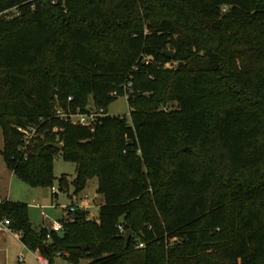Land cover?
Segmentation results:
<instances>
[{"label":"trees","instance_id":"trees-1","mask_svg":"<svg viewBox=\"0 0 264 264\" xmlns=\"http://www.w3.org/2000/svg\"><path fill=\"white\" fill-rule=\"evenodd\" d=\"M14 6L0 15V154L38 187H52L61 154L76 164V193L97 178L104 197L97 220L77 209L61 233L34 227L25 203H0L20 241L52 264L57 252L72 263L264 264V0H0V12ZM128 81L131 123L55 116L86 112L90 97L107 111ZM30 125L26 146L18 128Z\"/></svg>","mask_w":264,"mask_h":264},{"label":"rangeland","instance_id":"rangeland-1","mask_svg":"<svg viewBox=\"0 0 264 264\" xmlns=\"http://www.w3.org/2000/svg\"><path fill=\"white\" fill-rule=\"evenodd\" d=\"M221 10L224 12L225 7H222ZM155 64L160 67L162 66L163 68H174L177 65L175 62H155ZM54 91L53 96L56 95V90ZM89 101L91 108H93L94 101H92L91 97L89 98ZM205 103L208 109L212 111L221 105V102L217 98L213 100L209 99ZM159 108L163 109L165 108V105L161 104ZM107 111L113 116L123 115L128 118L131 123L129 117V104L125 96L117 97L114 102L108 106ZM3 146L4 138L2 130H0V149H2ZM52 171L56 177L52 186L60 193L58 199H55V197L52 196L51 186L38 187L28 185L14 173L10 172L6 166L3 155L0 154V196L3 198L8 196L10 200L25 203L28 207L29 220L34 227H40L43 225V222H51L52 220L61 219L64 214V205H69L73 202L70 195H78L79 200H85L89 207L88 209H85L87 211V217L89 219L97 220L99 217L100 206L103 203V196L98 193L97 178L90 179L84 189L81 190V192L76 193V188H74L73 185V181L77 175L76 164L71 161H66L61 154L55 156L53 159ZM61 178H63L64 186H61L60 184ZM33 204H38L45 208L42 210L41 208L34 207ZM42 212H44L45 216ZM126 231L127 230L124 229L122 234ZM2 234L5 233L0 232V264H40L37 259H35L33 250H29L22 242H20L14 233L6 235ZM20 254L24 255V262L18 260Z\"/></svg>","mask_w":264,"mask_h":264},{"label":"built area","instance_id":"built-area-1","mask_svg":"<svg viewBox=\"0 0 264 264\" xmlns=\"http://www.w3.org/2000/svg\"><path fill=\"white\" fill-rule=\"evenodd\" d=\"M10 12L18 14V8L16 6L14 7H9L6 10H3L0 12V15H5L10 16ZM133 85V82L128 81L127 84L125 85V91H124V96L127 98L129 92L131 91V87ZM117 95V92L115 91L113 94ZM72 98L69 97V100H71ZM106 115H110L108 113V111H105L103 108H91V106H89L88 110L86 112H82L80 111V109H78L76 112H72L70 109V106H68L67 109H65L64 107L61 106H57L55 108V116L59 119H65V120H70L73 124H77V125H83V126H87L90 127L91 129H93V127L97 124V122L100 121L101 117L106 116ZM113 116V115H110ZM19 131L22 133L23 138H24V143L27 146L32 139L34 138V136H36L37 134V128L34 125H30L27 128H18ZM53 194L58 195L59 191L57 189H55L53 186L51 187ZM10 200L9 197H1L0 196V203ZM40 207L42 210L45 208L43 206H38ZM87 205H83L82 208L81 206H78L77 202L74 200L71 204L69 205H64V214L62 216L61 219L59 220H52L50 222V226L49 229L51 231H55V232H63L65 231L67 225L73 221V216L76 212L77 209H88ZM42 214L44 215V212H42ZM45 216V215H44ZM121 231L123 232V228L122 226H120ZM0 232H7V233H13L14 230L11 229L10 225L8 224L7 219H1L0 218ZM49 237V234L47 236V238ZM137 247L139 248H143V244H141V242H137ZM33 253L35 254V259H37V261L40 264H52L50 259H47L44 255H42L39 250L34 251ZM68 253H61V252H57L56 256H55V262L54 264H92L91 259L89 258H83V260H81L79 263H72L69 261V258H67ZM18 260L20 262H24L25 261V257L23 254H20L18 256Z\"/></svg>","mask_w":264,"mask_h":264},{"label":"crops","instance_id":"crops-1","mask_svg":"<svg viewBox=\"0 0 264 264\" xmlns=\"http://www.w3.org/2000/svg\"><path fill=\"white\" fill-rule=\"evenodd\" d=\"M52 196H54L55 199H58L59 196H60V193L58 195H56V194H53V192H52ZM70 198H72L73 201L75 200L77 202L78 206H81V208H82V206L84 204L87 205V202L85 200H83V199L82 200H79L78 195H74V196L70 195ZM103 202H104V197H103ZM33 206L34 207H37V208H40V207H38V206H40L38 204H33ZM87 208H89V207H87ZM41 226L48 227V226H50V222H48V221L47 222H43V225H41ZM2 233H5V234H2V235L13 234L14 233V235L20 240V234L18 232H16V231H14L13 233H7V232H2Z\"/></svg>","mask_w":264,"mask_h":264},{"label":"water","instance_id":"water-1","mask_svg":"<svg viewBox=\"0 0 264 264\" xmlns=\"http://www.w3.org/2000/svg\"><path fill=\"white\" fill-rule=\"evenodd\" d=\"M163 53H165V54H167V56H169V57H171L172 56V54H173V50H170V49H167V50H163ZM181 63L179 62V65H180ZM55 92V91H54ZM55 147H57L58 149H62V147H63V145L62 144H56V145H54ZM76 218V216L74 215L73 216V219H75ZM132 234H133V232H132V230H127L124 234H122V235H120V237L122 238V239H124L125 240V243L126 244H128L129 243V241H130V238H131V236H132ZM83 246H85V245H83ZM82 246V247H83Z\"/></svg>","mask_w":264,"mask_h":264}]
</instances>
